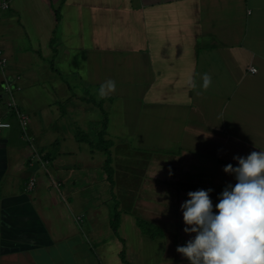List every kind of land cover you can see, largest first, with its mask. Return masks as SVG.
<instances>
[{"label":"crops","instance_id":"1","mask_svg":"<svg viewBox=\"0 0 264 264\" xmlns=\"http://www.w3.org/2000/svg\"><path fill=\"white\" fill-rule=\"evenodd\" d=\"M10 2L0 12L9 59L0 70V119L12 123L0 130V264H126L110 256L121 248L107 193L74 215L76 224L65 211L80 190L70 168L104 167L107 158L101 150L79 153L80 102L109 112L105 139L119 165L115 197L127 261L189 264L176 251L190 238L181 209L187 193L214 189L215 205L236 183L224 167L264 150V0ZM108 79L116 91L98 99ZM7 80L29 116V140L9 113ZM100 116L93 123L102 125ZM138 218L164 235L145 234ZM126 230L139 235L140 247Z\"/></svg>","mask_w":264,"mask_h":264},{"label":"clouds","instance_id":"2","mask_svg":"<svg viewBox=\"0 0 264 264\" xmlns=\"http://www.w3.org/2000/svg\"><path fill=\"white\" fill-rule=\"evenodd\" d=\"M211 83V76L203 74L200 87L207 90ZM116 87L115 80L104 81L98 99L107 98ZM233 159L237 165L229 163L223 170L236 183L218 194V203L213 204L210 193L214 189L209 188L189 191L181 204L184 232L190 238L176 251L189 264H264V150Z\"/></svg>","mask_w":264,"mask_h":264},{"label":"rangeland","instance_id":"3","mask_svg":"<svg viewBox=\"0 0 264 264\" xmlns=\"http://www.w3.org/2000/svg\"><path fill=\"white\" fill-rule=\"evenodd\" d=\"M54 3H56V2H54ZM78 105L80 107L79 111H80L82 119L80 120L79 128L76 131V136H77L76 139L79 141V143L80 142L83 143V145H81V151L79 153H82V155H84V156H88V154L91 152V150H95V151L100 150L99 148L97 149L96 147L92 148L91 144L89 143V141L87 139L92 140L94 142L97 141L98 135H99L98 133H99L102 126L100 124L96 125L95 123H93V119L96 118V115H100V113L102 114L103 112H102V109L96 107L94 104H91L93 106L89 107L90 109L87 107L88 110L81 108V106L86 107V105L84 103L80 102V104H78ZM110 109H111V107H110ZM75 110H77V108H75ZM100 117H102V116H100ZM103 119H104V116L102 117L101 124L103 123ZM108 141L109 140H107V142H106L107 144H109ZM115 148H117V147H115ZM115 148L113 147V153L115 152ZM117 149H119V147ZM117 149H116V151H117ZM101 151L96 152L97 157H95V162H97L99 157L103 156L104 153H101ZM77 154L78 153H76L75 157L77 156ZM105 156H106V154H105ZM113 156H114V154H113ZM116 157H117V154L114 156V159ZM116 160H117V158H116ZM71 162H73V161L71 160ZM117 163H118V161H116V164ZM111 165H112L113 170H114L113 171V181L115 182V180H116L115 179V172H116L115 167H117L119 165L116 166L113 161H112ZM103 166L104 167H97V166H93V167L87 166L86 167L84 165H81L78 167L72 166L70 168L73 171V177H74V181H75L74 185H75L76 189H80L77 196L74 195L72 200L67 199L68 205L67 204H65L66 206L64 205L66 213L68 214V212H70L69 218L73 223L76 224V222L74 220V215H78L80 213H85V211L88 212V210L95 208L94 207L95 204L100 203L99 200L103 201L106 193H107V197L105 199L108 200L107 205L109 206L110 211H111V217L109 220L112 222V219L114 217V213H113L114 204L119 203V201L117 200V197H115L116 196L115 194H117V192L115 191L116 185L114 183V185L112 186L111 182L108 179L109 171H107V168H105V163ZM61 190H64V189L61 188ZM59 197L62 198L60 195H59ZM64 197H66V195H64ZM84 200L87 202L84 203ZM119 209H120V206H119ZM119 219L121 222V209L119 210ZM160 230H161V228H160ZM114 233H115V231H114ZM126 233H127V235L130 234L132 236L131 242L134 243V245L136 247H140L141 244L138 241L139 235H136L133 232V230L132 231L126 230ZM124 234H125L124 229L118 228V233H116V235L118 236L117 237L118 239L120 238L121 252L126 251V248L128 247L126 244V241L124 240ZM162 235H164V231L161 230V233L159 236H162ZM156 237H158V236H156ZM147 240H150V239H147ZM133 248H134V246H133ZM110 256H111V258H113V260H117V261L121 260L120 254L118 255L117 253L113 254L110 252Z\"/></svg>","mask_w":264,"mask_h":264},{"label":"trees","instance_id":"4","mask_svg":"<svg viewBox=\"0 0 264 264\" xmlns=\"http://www.w3.org/2000/svg\"><path fill=\"white\" fill-rule=\"evenodd\" d=\"M65 0H62L61 3H63ZM55 15H56V20L59 23L61 20V9L55 8ZM84 100H86L87 98H83ZM98 106L100 107V109H102V112L104 114V119H103V123H102V127L99 131V135H98V139L97 141H92L89 140V143L91 144V147L94 148L96 147L97 149L99 148L100 150L104 151V153L106 154V160H105V168H107V171H109V175H108V179L111 182L112 186L114 185V181H113V167L111 165L113 159H112V152L110 147L113 145L112 141H108L109 144H107V140L105 139V135H106V130H107V124H108V120H109V112L108 110L104 109V105L103 103H98ZM79 128V127H78ZM45 157L50 158L49 155L47 156V154L45 155ZM113 213H114V217L112 219L111 225L113 230L115 231V233H118V228H119V205L118 203L114 204V208H113ZM137 223L139 225V227L143 230V232L145 234H148L151 237H156L159 236L161 233V230L153 225L151 222L143 219V218H138L137 219ZM125 252H121V257L122 260L126 263V264H131L129 261H127L126 256L124 254Z\"/></svg>","mask_w":264,"mask_h":264},{"label":"built area","instance_id":"5","mask_svg":"<svg viewBox=\"0 0 264 264\" xmlns=\"http://www.w3.org/2000/svg\"><path fill=\"white\" fill-rule=\"evenodd\" d=\"M11 7V2L10 0H2L0 1V12L4 10H8ZM9 59L4 53V50L0 44V70L5 72L6 67L8 66ZM250 68H255L256 71L255 73L258 72V69L254 66H251ZM253 73V72H252ZM5 92L9 96V102H8V107H9V113L18 118L19 120V125L22 129V136L25 140H29V136L27 133V128L29 125V116L26 113L25 110H22L19 105L17 104L16 101V96H15V88L14 84L11 81L7 80V83L5 85ZM12 127V123L8 121H4L0 119V130L4 128H10ZM37 185V180L36 179H31L28 183V188L29 189H34ZM78 220H81V217L78 218Z\"/></svg>","mask_w":264,"mask_h":264}]
</instances>
